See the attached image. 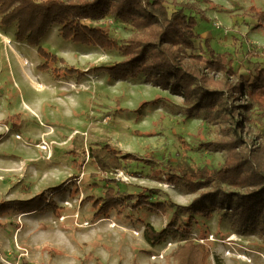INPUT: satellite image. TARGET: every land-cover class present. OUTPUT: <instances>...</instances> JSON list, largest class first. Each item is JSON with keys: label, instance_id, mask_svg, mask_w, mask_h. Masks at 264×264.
<instances>
[{"label": "rangeland", "instance_id": "obj_1", "mask_svg": "<svg viewBox=\"0 0 264 264\" xmlns=\"http://www.w3.org/2000/svg\"><path fill=\"white\" fill-rule=\"evenodd\" d=\"M176 1L201 10L185 11L197 36L187 53L202 46L207 58V40L245 79L264 66V58L246 57L251 46L264 49V27L249 10L264 12V0ZM4 22L0 15V264H172L183 243L172 231L187 222L211 264H264L260 219L239 225L230 209L194 202L200 189L170 180L172 168L211 170L223 161V151L200 147L215 135L205 108L172 83L165 88L162 77L113 69L125 58L114 48L64 38L57 24L34 44L16 34V21ZM84 22L118 43L131 33L114 14ZM246 127L244 136L259 129L264 138V121ZM107 144L138 158L102 172L88 152ZM110 188L123 196L108 208ZM146 223L169 233L152 246Z\"/></svg>", "mask_w": 264, "mask_h": 264}, {"label": "trees", "instance_id": "obj_2", "mask_svg": "<svg viewBox=\"0 0 264 264\" xmlns=\"http://www.w3.org/2000/svg\"><path fill=\"white\" fill-rule=\"evenodd\" d=\"M172 4L176 9L169 12L165 0H0V15L4 23L16 21V34L24 35L30 43H38L44 31L57 24L64 38L114 48L125 58L113 69L162 77L167 83L165 88L172 83V88L181 92L184 101L191 102L194 108H205L209 121L214 124L215 135L200 147L223 151V161L219 168L211 170L188 166L172 168L170 180L183 183L191 191L200 189L194 202L206 200L216 203L218 208L230 209V217L239 225L249 219H260L264 229V138L259 129L253 137L242 134L248 132L247 124L263 126L264 66L256 67L253 76L245 79L233 69L229 54L216 52L207 40L203 43L207 58L203 56L202 46L198 53H187L188 49L195 48L197 36L196 19L185 11L193 9L201 13V10L176 0H172ZM249 10L257 20L255 27H264V12L254 7ZM106 14L129 22L131 33L122 42L112 39L102 28L84 22ZM41 52L45 53L42 49ZM246 57L264 58V49L251 46ZM88 158L105 172L122 170L126 167L122 160L138 157L123 154L107 144L91 147ZM106 196L109 208L123 194L114 193L110 188ZM141 201L139 199L137 204ZM183 209L189 210L190 206ZM188 225L189 222L172 231L183 241L172 252V264H211L208 245L188 238ZM168 229L169 226L156 230L146 223L144 239L152 246L157 245L169 233Z\"/></svg>", "mask_w": 264, "mask_h": 264}, {"label": "bare ground", "instance_id": "obj_3", "mask_svg": "<svg viewBox=\"0 0 264 264\" xmlns=\"http://www.w3.org/2000/svg\"><path fill=\"white\" fill-rule=\"evenodd\" d=\"M6 42H8V38L7 37H5V39H4Z\"/></svg>", "mask_w": 264, "mask_h": 264}]
</instances>
